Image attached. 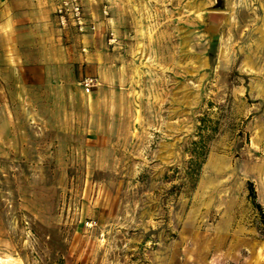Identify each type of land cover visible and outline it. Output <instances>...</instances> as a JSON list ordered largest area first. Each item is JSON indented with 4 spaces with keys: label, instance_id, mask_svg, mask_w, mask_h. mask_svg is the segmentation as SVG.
I'll return each mask as SVG.
<instances>
[{
    "label": "rangeland",
    "instance_id": "obj_1",
    "mask_svg": "<svg viewBox=\"0 0 264 264\" xmlns=\"http://www.w3.org/2000/svg\"><path fill=\"white\" fill-rule=\"evenodd\" d=\"M60 2L0 58V264H264V0Z\"/></svg>",
    "mask_w": 264,
    "mask_h": 264
},
{
    "label": "crops",
    "instance_id": "obj_2",
    "mask_svg": "<svg viewBox=\"0 0 264 264\" xmlns=\"http://www.w3.org/2000/svg\"><path fill=\"white\" fill-rule=\"evenodd\" d=\"M59 2L60 0H0V58L6 60L8 67H13L15 61H22L23 68H26V51L40 52L37 46H43V37L46 35L41 29L47 28L49 14ZM27 37L31 40L29 48L26 46ZM49 44L46 45L47 48ZM52 47L54 45L50 46L51 49ZM43 66L40 62H33L28 67L43 70ZM39 76L41 75H36Z\"/></svg>",
    "mask_w": 264,
    "mask_h": 264
},
{
    "label": "built area",
    "instance_id": "obj_3",
    "mask_svg": "<svg viewBox=\"0 0 264 264\" xmlns=\"http://www.w3.org/2000/svg\"><path fill=\"white\" fill-rule=\"evenodd\" d=\"M57 17L63 27L75 26L81 32L88 29L87 16L83 0H61L57 8ZM95 28V26H93ZM97 84L95 76H86L83 85L87 92H91Z\"/></svg>",
    "mask_w": 264,
    "mask_h": 264
},
{
    "label": "trees",
    "instance_id": "obj_4",
    "mask_svg": "<svg viewBox=\"0 0 264 264\" xmlns=\"http://www.w3.org/2000/svg\"><path fill=\"white\" fill-rule=\"evenodd\" d=\"M207 125L204 123L202 126H200V129L205 130ZM201 140L194 142V149L192 151L193 158L191 160V173L199 174L201 170V166L203 162L205 161L206 155H207V144L204 138V135L201 134ZM249 189L250 193L255 201L256 206L261 210L263 220H264V207L263 205L257 200V193L255 189V185L253 181H249Z\"/></svg>",
    "mask_w": 264,
    "mask_h": 264
}]
</instances>
